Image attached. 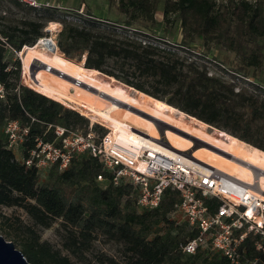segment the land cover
<instances>
[{
	"label": "trees",
	"instance_id": "trees-1",
	"mask_svg": "<svg viewBox=\"0 0 264 264\" xmlns=\"http://www.w3.org/2000/svg\"><path fill=\"white\" fill-rule=\"evenodd\" d=\"M108 1L118 11L115 17L99 16L91 9L82 14L79 9L59 13L57 8L29 7L41 16L0 28V84L4 88L0 96V207L22 208L37 226L50 227L61 220L63 248L81 259L102 235L122 244L127 264H233L219 252L201 248L193 254L183 252L182 245L196 231L170 216L181 201L179 190L167 188L157 208H139V186L125 180L115 184L113 172L92 153L75 154L64 169L57 163L51 165L41 179L34 165L17 160L6 146L8 120H19L30 128L21 149L25 157L39 137L55 140L50 125L87 129L90 124L81 111L34 88L26 77L21 83V60L7 57L10 51L45 39L49 35L44 27L55 21L62 24L56 37L60 56L84 61L89 70L166 102L167 108L156 107L174 121L197 119L237 137L227 144L229 150L264 162V82L258 76L264 71V0ZM176 23L180 39L173 37ZM211 43L226 45L242 56V63L228 67L217 60L218 55L210 58ZM209 64L221 68L230 79L212 73ZM92 125L100 137L109 130L99 123ZM206 203L214 213L221 201L207 198ZM27 230L22 252L32 264H72L68 256L40 240L33 227ZM257 239L258 235L248 234L241 245L242 258H258V264H264V251L255 246ZM100 259L118 264L110 255L102 254Z\"/></svg>",
	"mask_w": 264,
	"mask_h": 264
},
{
	"label": "built area",
	"instance_id": "built-area-1",
	"mask_svg": "<svg viewBox=\"0 0 264 264\" xmlns=\"http://www.w3.org/2000/svg\"><path fill=\"white\" fill-rule=\"evenodd\" d=\"M17 1L36 9L61 7L50 1ZM0 96H4L1 84ZM92 124L87 129L50 125L54 128L55 140L39 137L36 147L25 157L21 149L30 128L19 120H8L4 127L6 146L17 160L34 165L40 174L56 163L60 169L66 168L77 153H92L113 172L115 184L125 180L139 186L136 201L139 208H157L167 188L179 190L181 201L170 216L177 223L187 222L190 229L196 231V235L182 245L183 252L193 254L201 248L219 252L233 264H258V258L243 260L241 245L248 234L253 233L259 236L255 246L264 251V197L260 193L213 166L193 168L141 144L131 149L120 146L118 131L113 133L110 129L105 136H96ZM98 179L103 180L102 175ZM207 198L221 201L216 212H211L206 205Z\"/></svg>",
	"mask_w": 264,
	"mask_h": 264
},
{
	"label": "rangeland",
	"instance_id": "rangeland-1",
	"mask_svg": "<svg viewBox=\"0 0 264 264\" xmlns=\"http://www.w3.org/2000/svg\"><path fill=\"white\" fill-rule=\"evenodd\" d=\"M41 1H50L55 5H60L61 6L60 9H58L59 13H64L66 12L67 9H71V10L73 9L75 10L74 12H76V10L79 9V12L84 14L87 9H91L99 16H105L106 14H109L110 16L115 17L116 15H118V11L115 8V6H112L111 8L109 7L108 0H41ZM41 10H45V9H41ZM37 16H41V14H39L35 10H31L29 6L25 4L17 5L9 0L0 1L1 29L7 26L20 24V22L25 18H29V17L36 18ZM72 16L74 15H70V18H73ZM157 16L159 19H161L162 16L161 8L158 9ZM74 18L77 17L74 16ZM61 28H62V24L60 22L48 21L47 25L44 27V31L48 32L49 36L45 37V39L43 40L42 38H40L32 46H28V45L24 46L20 51L8 52L7 54L8 58L18 57L21 60L22 63L21 83H23L22 82L23 77H26V79L30 83H32L30 79L31 71H32L31 68L33 63L34 65L35 64L39 65V62L34 60L38 57V59L48 61L52 63L54 66L59 67V69L60 68L64 69L71 76L77 78L82 82L91 84L96 87H100L108 92L110 91L109 93L114 94L115 96H120L119 98H121L122 100L135 104L139 107H142L147 111H150L154 114L161 116L162 118L168 121H171L172 123L174 122L175 124L177 123V125L185 126L189 130L202 131L206 137L211 139L212 142L217 143L223 148L228 149L227 144L237 139V137L219 128H216L213 125L208 124L204 121H198L197 119L196 121H194L195 120L194 119L193 122L191 121V123L174 121L172 118H168L165 115H163V113H161V109H158L156 107L158 105V107L161 106V108H167L166 102H163L161 100L156 101L155 99H153L154 97L152 96L148 97L146 94L142 93L141 91L134 89V87L128 86L127 84L121 81L116 80L114 77H110L108 75H102L100 74V72L94 69L89 70L88 68L84 67L83 62L81 61L74 60V58L73 59L68 58L67 56H60V52L56 48L58 42L56 41V37L58 31H60ZM180 31H181L180 25L179 23H176L173 29V37H176L178 39L183 37ZM198 46L203 47L202 45H198ZM210 47L212 48V50L209 53V57L212 58L213 54L218 55L217 60L222 61L225 64V66L237 67L242 63L241 62L242 56L237 54L236 52L230 51L226 45L223 44L217 45L211 43ZM209 67L212 73L222 75L226 77L228 80L230 79L229 75L224 73L221 68L215 67L212 64H209ZM35 69L34 70L41 81L48 83L67 94H71L74 97L82 99L98 108L104 109V107L110 104L104 98L102 99L95 97L92 93L84 90L80 86L75 85V83L73 84L69 81H65L62 78L58 77L57 75L46 72L37 66L35 67ZM253 71L254 69L251 68L250 73H252ZM258 73H259L258 75L259 78L264 82V71H260ZM236 82L238 81L236 80ZM32 86L46 93V95L59 99L60 102L62 101V103L65 104L67 107L73 109L75 108L76 110L81 111L82 114H84L90 119V123H94V124L99 123L101 125L109 124L125 132V130L122 127H119L120 125H117L113 122H109L108 120L93 114L89 110L80 107L65 98H62L57 94H54L52 92L47 91L46 89L34 85L33 83ZM154 109L159 112L155 111ZM115 111H113V115L121 120H124V122H126L127 124H131L133 126L138 125L140 128L146 130L149 133L157 134V130H156L157 128H155V126L152 123L148 121L146 122L145 119L136 116L132 113H129L122 108L115 109ZM100 122H103L105 124H102ZM159 124L163 127L161 129L162 135L167 136L166 129H164L167 126L161 122H159ZM106 127L109 130L112 129L109 126ZM81 129H85V128L82 127ZM94 133L96 136L99 135L96 130H94ZM174 141H176V139H174ZM199 144H203V142L200 141ZM192 153L193 152L191 151V154ZM200 154L205 158L212 159L215 162H217V166L219 168L229 169V162L225 158L218 159L215 156H210L208 152H205V150L200 152ZM243 155L248 158H251L245 154ZM251 159H253L259 164L264 165V162L262 161L260 162L254 158ZM46 171H42V173L40 174L41 179L45 177ZM262 189L264 190V187ZM261 195L264 196V191L262 192ZM28 226L33 227L38 232V234L40 235V240L49 242L51 245H53L54 249H57L63 255L68 256L72 264H111L107 260L100 259V256H102V254L108 256L110 255V257H113L118 262V264H127L126 262L127 259L123 251L122 244H119L114 240L109 241L102 235L97 236L95 241L93 242V245L84 252L85 258L81 259L76 255L68 253V250L66 251V249L63 248L62 244H63V235L65 233V228L62 226L61 220L57 219L52 223L50 227H44L39 225L37 226L31 219V217L22 208L16 206H12L9 208L7 206L0 207V235H2L8 241H12L15 247L21 251L23 249L22 243L26 238V236L28 235V230H27Z\"/></svg>",
	"mask_w": 264,
	"mask_h": 264
},
{
	"label": "bare ground",
	"instance_id": "bare-ground-1",
	"mask_svg": "<svg viewBox=\"0 0 264 264\" xmlns=\"http://www.w3.org/2000/svg\"><path fill=\"white\" fill-rule=\"evenodd\" d=\"M34 60L39 62V65H35L42 70L55 74L65 81H69L73 84L75 83V85L80 86L84 90L92 93L95 97L102 99L104 98L107 102H109L110 104L108 103L109 105L104 107V109L98 108L82 99L74 97L71 94H67L59 90L58 88L41 81L35 72L36 66L34 65V63L32 65V68L30 67L32 70L30 79L34 85L57 94L60 97L65 98L73 102L74 104L89 110L93 114L108 120L109 122L120 125L119 127H122L125 132L120 130L119 128L100 122L102 124H105L106 126L111 127L113 133L118 131L117 143L120 146H125L131 149L137 148L138 145L141 144L151 151L163 152L167 156H169V158L174 159L178 162H182L183 164H187L193 168L204 169L208 165L213 166V168H217L219 171L224 173L225 176H229V178H233L234 180L243 182L245 187H250L257 193H260V195L264 191L262 189L264 187V165L257 163L253 159L248 158L241 153L233 152V150L230 151L227 148L221 147L217 143L212 142L210 138L206 137L202 131L189 130L185 126L177 125V123L175 124L174 122L172 123L171 121H168L157 114L147 111L142 107L122 100L121 98H119L120 96H115L114 94L109 93L110 91L108 92L100 87L82 82L77 78L71 76L64 69H59V67L54 66L48 61L38 59V57ZM119 108H122L129 113L145 119L146 122L148 121L152 123L155 128H157V134L149 133L146 130L140 128L138 125L133 126L131 124H127L126 122H124V120L115 117L113 115V111ZM133 108H135L137 111ZM158 121L167 126L164 128L166 129L167 136L162 135L161 129L163 127L159 124ZM174 139H176V141H174ZM200 141H202L203 144H199ZM164 143L167 144V146L164 145ZM204 150L205 152H208L210 156H215L218 159L225 158L226 160H228L229 169H221L217 166V162L212 159L203 157L200 152ZM191 151L193 152L192 154Z\"/></svg>",
	"mask_w": 264,
	"mask_h": 264
},
{
	"label": "water",
	"instance_id": "water-1",
	"mask_svg": "<svg viewBox=\"0 0 264 264\" xmlns=\"http://www.w3.org/2000/svg\"><path fill=\"white\" fill-rule=\"evenodd\" d=\"M84 64V61H81ZM0 264H32L12 241L0 235Z\"/></svg>",
	"mask_w": 264,
	"mask_h": 264
}]
</instances>
